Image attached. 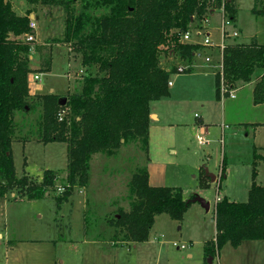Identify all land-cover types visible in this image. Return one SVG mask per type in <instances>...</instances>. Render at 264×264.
Segmentation results:
<instances>
[{"label": "rangeland", "instance_id": "rangeland-1", "mask_svg": "<svg viewBox=\"0 0 264 264\" xmlns=\"http://www.w3.org/2000/svg\"><path fill=\"white\" fill-rule=\"evenodd\" d=\"M11 1L18 13H24L28 8L35 11L34 14L38 16L36 28L38 35L42 36L36 42L48 47L40 52L39 46L32 44L33 50L29 53L32 55L29 57L32 71L27 80L32 99L39 100V96L51 87L63 96L79 89L82 76L87 71L81 65V53L76 50V45L72 41H62L67 18L64 6L41 1L36 4H29L26 0ZM254 2L235 0L238 11L235 20L231 21L235 26L238 23L241 28H249L252 24H258L264 28V15L260 14L256 22L252 21ZM79 3L76 0L70 6L79 12ZM216 11L209 25L211 39L220 42L227 16H224L222 7ZM92 13L100 15L105 11ZM192 24V28L206 25L203 22L200 26L197 21ZM227 27L229 30L235 29L232 24ZM198 38L202 40V37ZM235 38L241 43L244 41L241 35ZM225 40L232 42L233 36ZM49 48L52 49L53 67L50 71L42 72L39 67L40 55L49 54ZM169 55V52L161 54L164 64L172 60L168 59ZM179 60L171 63L175 70L179 64H189L185 59ZM91 70L95 72L96 68L92 67ZM186 70L183 72H188ZM255 72L254 76H257L260 70L256 69ZM38 73L41 78L33 85L34 75ZM176 73L174 71L171 75ZM179 76L174 89V92L178 90L176 97L169 98L162 105L159 103V106L155 103L156 108L171 111L170 122L151 125L148 144L142 140L128 139L112 154L104 151L93 153L89 160L87 184H76L68 195L65 194L67 171L63 170L68 162L66 142H49L45 145L41 140L40 107L31 105L25 110L16 111V140L12 149L18 177L27 175L30 182L40 183L44 168L60 169L56 185L41 198H28L25 188L19 186L0 196V232L13 239L8 241V252H17V258L19 254L20 257L22 255L21 261L16 264H104L105 250L110 255L111 264H218V260L219 264H264V240L245 242L238 248L226 243L211 263L205 247L206 241L215 237L217 231L215 202L224 194L236 201L248 200L253 182L254 151L256 145L264 147V129L253 133L251 127L224 129L222 124L211 125L205 133L208 141L201 142L198 128L193 127L197 118L194 112L200 108L198 105L202 100L213 98V75L197 71ZM227 85L228 82L221 81V89ZM68 89L69 92L63 94ZM172 99H177V110H172L175 102ZM214 104L217 106V103ZM212 113L216 118L213 120L218 121L216 110ZM171 148H175L176 152H171ZM257 153L264 157V148L258 149ZM224 155L226 170L221 177V159ZM257 163V182L264 185V161ZM145 168L148 169V180L152 185L180 187L190 205L180 220L173 219L166 212L157 215L149 239L135 243V246L125 232L108 223L118 216L121 209L128 211L138 200L131 178ZM205 168L215 173L218 179L212 181L207 177ZM196 196L205 198L210 203L209 209L200 201L195 202ZM57 197L62 200L60 203ZM2 239L4 237H0V241ZM98 239L103 242L109 240L115 246L108 250L106 243L104 247ZM10 247L19 249L11 251ZM10 263H13L12 258ZM0 264H9L2 245Z\"/></svg>", "mask_w": 264, "mask_h": 264}, {"label": "trees", "instance_id": "trees-1", "mask_svg": "<svg viewBox=\"0 0 264 264\" xmlns=\"http://www.w3.org/2000/svg\"><path fill=\"white\" fill-rule=\"evenodd\" d=\"M26 1L64 6L67 18L62 41L76 45L87 72L80 88L65 95L64 104V96L57 92L32 99L27 80L32 71L29 53L34 44L40 52L48 47L26 39L28 33L35 35L30 26L31 8L18 13L11 0H0V196L19 186L25 188L28 198H41L56 185L60 170L44 168L40 183L30 182L27 175L18 177L12 149L16 111L31 105L40 107L41 140L66 142L68 162L63 170L67 171L68 195L76 184H87L93 153L112 154L128 139L148 144L150 103L171 94L169 80L175 71L162 66V52L173 51L180 58H192L200 44L181 41V34L191 29L194 21L201 26L218 7L231 21L238 11L235 0H79V12L70 6L76 0ZM96 10L105 13H92ZM252 12L264 15V0H255ZM222 57V71L216 77L217 96L223 92L222 80L233 88L238 81L254 79L259 69L254 101L264 102V43L227 42ZM39 62L41 71L52 69L51 48L49 54L40 55ZM62 109L65 112L60 119ZM257 149L248 200L224 196L215 202L217 231L215 237L206 241L207 256L215 257L226 243L238 247L243 241L264 240V185L256 177L257 162L264 161V157ZM222 160L221 177L226 170L225 157ZM148 176L147 168L133 174L132 188L138 200L128 211L121 209L109 222L134 242L149 238L157 215L166 212L180 220L190 205L180 187L152 185Z\"/></svg>", "mask_w": 264, "mask_h": 264}, {"label": "crops", "instance_id": "crops-1", "mask_svg": "<svg viewBox=\"0 0 264 264\" xmlns=\"http://www.w3.org/2000/svg\"><path fill=\"white\" fill-rule=\"evenodd\" d=\"M43 10H45V13H47V10L45 8H43ZM251 10H252V8H251ZM32 11H33V9H32ZM34 12L35 11H33L30 14V17H31V20H34L36 23V19L38 18V16H37V14L35 15ZM216 13H217L216 10L213 11L209 15L208 20H206V22H204V23H206L205 26L209 27L208 32H210V36H211V31H210L211 26L209 25V22H210L212 16H214ZM33 16H35V19H32ZM258 17H259V15H256L252 12V21L253 22H256L258 20ZM232 26L239 31L238 36L241 35V37L244 38L243 42L250 43L252 41H255L259 44L264 43V39H263L264 28H262L261 25L252 24V26H250L249 28H247L245 26H244V28H241L238 26V23H237V26H235V23H232ZM36 27H37V25H36ZM243 34H244V36H243ZM35 37H36V40L37 39L39 40V38L42 37V36L38 35V28L35 29ZM230 37H232V36H230ZM199 40H201V39H199ZM222 41H220V42L214 41L215 44L209 45V46H203L200 44L199 48L195 51L192 58L185 59L186 63H189V64H186L188 66V68H187L188 72H178L177 68H176L175 71H177V73L170 75L171 76L170 80L172 81V85L169 86L171 94L169 96L160 97L159 99L151 101V103H150V111L154 112L153 114L155 115V117L153 114H151V120H150L149 127L151 125H158V124L163 123V122H170L169 120L171 119V115H170L171 111H169L168 109H167L168 110L167 111L166 109L156 108L155 103L157 102V106H159V103L162 105L165 101H168L169 98H171V97L173 98V96L176 97V94H178L177 93L178 90H176L174 92V89L177 86V79H178V77H180L179 75L180 74L191 75V74H193V72L203 71L205 74L211 73V75H213V82H214L213 92H214V94L211 95V96H213V98L211 100H202L200 102V104L198 105V107H200V108L194 112V114L197 118H196V122L193 124V127L198 128V131L200 133L202 131L207 133V131L209 130L211 125L216 126V125H221V124H222L224 129H229L230 127H233V126H236V127H242L243 126L245 128L251 127V129L253 130V133H255L256 131H261L264 129V102L255 103L254 91H253L255 83H256V79H257L258 75L260 74V72H258L257 76H254V79L251 81H245V82L238 81L236 84H234L232 89L234 91L235 96H232L229 92L228 93L222 92L220 97L217 96L216 77H217V73L221 72L222 67H223V57H222L223 50L221 49V47L219 45V43H221ZM239 41L238 40L236 41V38L233 37L232 42L231 41H227V42H229V43H236V42L241 43V40H239ZM164 53L168 54V52H166V51L162 52V54H164ZM169 53H170V55L168 56V59H172V60L171 61L167 60V62L165 64L163 61H161L162 66H164L167 70L172 69L173 65H171V63L175 59L176 60L183 59V58H180L178 55H176L173 51H169ZM29 57H32V55L29 54ZM207 57H210V60H207ZM161 59L163 60V57H161ZM192 64H193V67L191 68L190 66H192ZM39 66H40V63H39ZM31 68H32V66H31ZM42 72H44V71H42ZM48 92L59 93L58 91H55V89L53 87H51ZM68 92H69V89L66 90V92H64L63 94H66ZM159 101H161V102H159ZM172 101H175V102H173L174 105H173L172 110H177V108L179 106L176 103L177 99H172ZM214 103H217V106ZM211 105H212L213 110L210 109ZM215 110H216V114L218 116V118H217L218 121L213 120V119H216L212 116V114H213L212 112ZM196 113H198V115H196ZM247 131H248L247 133H250V130H247ZM48 143H45V145H47ZM256 147L258 149L264 148L263 145H261V146L256 145ZM173 151L176 152V149L171 148V152H173ZM224 157H225V155H224ZM208 172H210L209 169H208ZM224 175H225V173H224ZM217 177L218 176L216 174H215V179L211 178L209 176V178H211L212 181L217 180L218 179ZM224 196H228V195L224 194ZM6 236H8V235H6ZM6 236H4L0 232V237H4V239H2L0 241V245H2L3 250L5 252V259L8 260L9 264H16V263L21 261L22 255L20 257V254H19V257L17 258V257H15L17 252H14V253L8 252L9 251V249L7 248L9 245L8 241L10 239L11 240H13V239L9 236L8 237H6ZM15 239L18 240L19 238H15ZM55 240H57V239H55ZM98 240L103 244V246L106 243V245L108 246V248H107L108 250H112L113 247L111 248V246H115L113 244H110L109 240L104 241V242L101 241V239H98ZM249 241H258V240H249ZM249 241H243L238 247H240L243 243L249 242ZM135 243L137 244L138 242H133V244L136 246ZM10 249H11V251H13L15 249H19V247H10ZM109 252L111 253V251H109ZM10 258H12L13 263H10ZM103 262H104V264L105 263L106 264L112 263L110 255H107L106 250L104 251ZM56 264H58V263H56ZM218 264H219V260H218Z\"/></svg>", "mask_w": 264, "mask_h": 264}, {"label": "built area", "instance_id": "built-area-1", "mask_svg": "<svg viewBox=\"0 0 264 264\" xmlns=\"http://www.w3.org/2000/svg\"><path fill=\"white\" fill-rule=\"evenodd\" d=\"M229 24H232L231 20L226 17V20H224V24H223V31H222V42L219 43L221 49L223 50L226 46V37H229V36H233V37H236L239 35V31L237 29H233V30H229L228 29V25ZM30 26L34 29H36V23L34 20H31L30 22ZM197 37H202V40H199L197 39ZM26 39L27 40H36V37L34 34L32 33H28L26 35ZM181 41H186V42H195V43H198V44H201L203 46H209V45H214V40L211 39V36H210V32H208V29L205 28V26L203 27H198V28H192L189 29L188 31L184 32L181 34ZM33 47V46H32ZM33 50V48L31 49V51ZM207 60H210V57H207ZM188 68L187 65H178L177 66V71L179 72H183L185 71L186 69ZM70 76V74H68ZM41 76H40V73L38 74H35L34 75V81H33V85H34V82L38 81V79H40ZM169 85H172V81L169 80ZM222 91L224 93H227L229 92L232 96H235L234 94V91L231 87H228V86H223L222 88ZM64 112H65V109H62L59 113H60V119H63V115H64ZM196 115H198V113H196ZM199 137V140L201 142L205 141L207 142L208 139L205 137V132L202 131L200 133V135L198 136ZM182 246H185V244H182Z\"/></svg>", "mask_w": 264, "mask_h": 264}, {"label": "water", "instance_id": "water-1", "mask_svg": "<svg viewBox=\"0 0 264 264\" xmlns=\"http://www.w3.org/2000/svg\"><path fill=\"white\" fill-rule=\"evenodd\" d=\"M66 102V97L64 96V99H63V104ZM122 141H124V139H122ZM205 171H206V173L211 177V178H214L215 179V174L213 173H210V172H208V169L206 168L205 169ZM200 201L201 202V204L204 206V207H206L207 209H209V207H210V203L209 202H207L206 200H205V198H203L202 196H196V198H195V202L196 201ZM212 262V257H209V263H211Z\"/></svg>", "mask_w": 264, "mask_h": 264}]
</instances>
